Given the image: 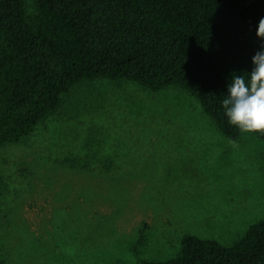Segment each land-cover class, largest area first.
I'll return each mask as SVG.
<instances>
[{
    "label": "rangeland",
    "instance_id": "rangeland-1",
    "mask_svg": "<svg viewBox=\"0 0 264 264\" xmlns=\"http://www.w3.org/2000/svg\"><path fill=\"white\" fill-rule=\"evenodd\" d=\"M262 218L264 139L228 137L176 85L83 80L33 135L0 146L5 264L166 260L186 234L232 244Z\"/></svg>",
    "mask_w": 264,
    "mask_h": 264
},
{
    "label": "trees",
    "instance_id": "trees-1",
    "mask_svg": "<svg viewBox=\"0 0 264 264\" xmlns=\"http://www.w3.org/2000/svg\"><path fill=\"white\" fill-rule=\"evenodd\" d=\"M261 17L264 0H34L32 10L0 0V146L33 135L81 81L103 78L182 87L239 139L221 101L233 72L254 66ZM182 245L140 264H264V218L232 244L191 233Z\"/></svg>",
    "mask_w": 264,
    "mask_h": 264
},
{
    "label": "clouds",
    "instance_id": "clouds-1",
    "mask_svg": "<svg viewBox=\"0 0 264 264\" xmlns=\"http://www.w3.org/2000/svg\"><path fill=\"white\" fill-rule=\"evenodd\" d=\"M256 35L264 41V17L259 20ZM252 63L250 71L239 75L233 72L221 105L230 125L244 133L264 134V43Z\"/></svg>",
    "mask_w": 264,
    "mask_h": 264
}]
</instances>
